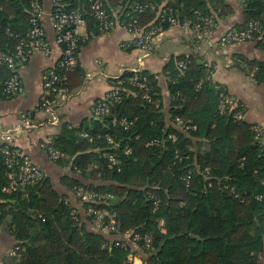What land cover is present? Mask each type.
Instances as JSON below:
<instances>
[{"label":"trees","instance_id":"obj_1","mask_svg":"<svg viewBox=\"0 0 264 264\" xmlns=\"http://www.w3.org/2000/svg\"><path fill=\"white\" fill-rule=\"evenodd\" d=\"M129 1L106 0L105 6L115 10ZM135 1L163 6L179 24L209 18L213 30L217 18L232 12L226 0ZM31 2L0 0V52L12 55L25 37ZM62 4L65 10L83 14L88 40L101 34L89 0H62ZM241 4L243 24L226 31L241 29L250 21L264 26V0H241ZM155 16L147 12L133 19L146 26ZM192 39L194 44L202 41L195 35ZM263 42L257 40L256 45L263 49ZM198 59L196 54L178 56L164 66L171 100L167 112L157 76L127 71L110 81L119 99L109 103L108 113L92 116L78 129L65 125L51 141L62 154L56 163L72 162L71 174L62 177V184L74 194L83 188L103 198L82 205L83 216L71 213L75 209L69 199L48 178L34 187L2 193L10 170L3 163L5 146L0 147V224L19 247L20 264H131L139 252L143 264H264V198L258 199L264 196V148L255 139L253 125L243 120L240 104L208 78V68ZM180 62L187 63L182 71L177 69ZM236 64L256 85L264 86V61L239 59ZM75 71L77 67L66 75L67 92ZM9 75L0 66V87ZM135 77L147 85V93L131 83ZM147 94L150 102L144 98ZM226 97L235 104L233 109H221ZM237 113L241 119L234 118ZM177 118L189 129L174 127ZM121 119L133 122L132 126L123 129ZM79 132L91 135V141L79 140ZM106 136L113 139L112 145ZM187 173L188 185L183 180ZM89 206L107 214L98 231L88 228L94 217L86 216ZM130 232L151 236V249H143L141 243L136 250L128 243L114 245L113 241L126 242L124 235Z\"/></svg>","mask_w":264,"mask_h":264},{"label":"crops","instance_id":"obj_2","mask_svg":"<svg viewBox=\"0 0 264 264\" xmlns=\"http://www.w3.org/2000/svg\"><path fill=\"white\" fill-rule=\"evenodd\" d=\"M42 2L47 13H50V0H42ZM226 3L231 7L232 12L218 16L212 34L200 43L194 44L192 34L181 25L170 27L158 40L157 49L147 57H144V53L139 49L121 46L127 44L129 36L120 28L89 40L87 31L79 28L78 32L83 38L81 41L83 44L77 56L78 71L71 74L69 90L64 97L59 98L54 115L37 110L42 96L43 79L58 60L61 50L52 42L50 17L47 14L44 26L51 40L52 54L49 57L33 55L20 65L19 72L23 82V92L20 95L5 97L0 94V147L4 145L17 148L28 155L40 167L44 178L52 182L55 190L69 199L73 209L76 210H71V213L77 212L83 216L81 202L77 200L73 191L61 182L63 176L71 174L72 162L69 166L52 162L43 148V143L55 139L65 125L78 129L81 123L89 120L92 117L93 105L104 98L109 91L110 81L127 71H147L157 76L159 95L163 109L167 112L171 100L168 80L163 73L164 66L171 58L193 54L201 58L197 60L199 64H204L206 69L212 68L210 80L224 87L228 95L240 104L243 120L253 127L259 126L263 129L264 146V86L256 85L252 76L247 75L236 64L239 59L264 61V48H259L256 42L225 48L218 46L217 40L227 29L240 26L244 22L241 0H226ZM26 112H33L29 124L21 119V115ZM78 139L81 140L79 137ZM98 213L102 218L107 215L104 211ZM86 216L90 217L87 213ZM92 218V224L87 222L88 228L98 231L100 224H97L94 217ZM6 222L9 223L8 220ZM162 224L161 221L160 226ZM103 231L107 233L106 229ZM15 245L14 238L0 224V264L19 262L9 256ZM132 248L136 250L135 247ZM131 264H143L140 252L132 257Z\"/></svg>","mask_w":264,"mask_h":264},{"label":"built area","instance_id":"obj_3","mask_svg":"<svg viewBox=\"0 0 264 264\" xmlns=\"http://www.w3.org/2000/svg\"><path fill=\"white\" fill-rule=\"evenodd\" d=\"M106 0H89L90 12L97 22V30L99 33H109L116 28H120L125 31L129 40L127 44L121 45L123 48L131 46L135 49H139L144 53V57H147L152 53L157 46L158 40L164 35L165 25L168 24V28L177 27L181 25L183 29L189 31L192 35H195L199 39H205L213 30V22L209 18H201L199 22H185L179 24L174 16L169 15L163 9V6L155 8L152 5L143 4L135 0H131L123 7L115 10L107 9ZM119 3V2H118ZM106 4V6H105ZM51 10L47 13L42 0H32L30 4V17L29 27L26 35L23 39L19 40V43L15 49V52L11 55L9 53L0 52V66H5L9 71V77L4 80L0 87V94L5 97H12L20 95L23 92V82L19 72L21 64L25 63L33 55H40L49 57L52 54L53 47L51 40L49 39L44 20L47 14H49L50 27L52 30L53 38L52 42L60 47V56L52 68L46 73L43 79V90L41 100L37 105V110L44 111L48 115H54L58 100L61 96H65L67 90L65 84L67 83V73L72 72L77 67V56L79 52V43L83 38L79 35V28H84L87 31L88 24L83 17V14L76 9L65 10L62 0H50ZM154 13L155 20L146 26H139L136 20L133 19L134 15H142L144 13ZM257 40L264 41V26L257 21H250L245 24L241 29L225 31L217 40L218 46L225 48L227 46L256 42ZM185 62L177 64V69L182 71L186 67ZM63 71L64 74H59ZM139 72V71H134ZM209 77L212 74V68H208ZM118 79V78H115ZM144 80V79H143ZM117 81V84H120ZM131 83L137 85L140 89L148 92V87L144 83L138 81L137 77L131 80ZM145 93V94H146ZM144 98L150 102L149 95H145ZM118 94L116 92V85L111 84L110 89L104 98L97 101L92 109V116L95 118H101L109 111V103L117 101ZM159 102H156L158 107ZM225 106L233 109L235 104L230 97H226L223 101L221 109L224 110ZM32 112H26L21 115V119L29 124ZM241 113L234 115V118L241 119ZM133 122L126 119L120 120V125L123 129H129ZM174 125L179 130L185 131L189 129L180 119L174 120ZM255 139L261 148L263 146V129L259 126H254ZM81 140L88 139L91 141L92 137L86 132H79L77 135ZM108 144H113V139L110 136H106ZM172 140L174 136H170ZM6 147L3 150V163L10 170L7 175L8 182L1 189L2 193L11 194L17 192L19 189L30 188L38 185L43 179L44 175L38 165H36L28 155L24 154L17 148L9 149ZM43 148L46 150L49 159L52 162H56L62 157V154L55 150L51 141L43 143ZM128 147L125 148V154H129ZM110 163H115L114 156L109 157ZM190 179V173L184 177L185 184L188 185ZM75 196L80 199L82 205L86 203H96L100 199H103L96 193L86 192L83 188H77ZM112 199L111 195L107 196ZM264 196H259L258 199H262ZM1 202V200H0ZM87 214L94 216L97 224H100L102 216L98 211L92 210L89 206L87 208ZM112 224V222H110ZM113 230V226L110 227ZM124 241H113L114 245L123 247L127 243L128 245L138 246L141 243L142 248L149 250L152 247L153 239L151 236L145 234L141 235L137 232H130L124 235ZM9 256L18 260L19 247L14 246L9 252ZM17 264H20L17 262Z\"/></svg>","mask_w":264,"mask_h":264}]
</instances>
